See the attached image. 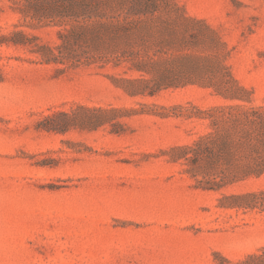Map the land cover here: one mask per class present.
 I'll return each instance as SVG.
<instances>
[{
  "label": "rangeland",
  "instance_id": "rangeland-1",
  "mask_svg": "<svg viewBox=\"0 0 264 264\" xmlns=\"http://www.w3.org/2000/svg\"><path fill=\"white\" fill-rule=\"evenodd\" d=\"M117 2L142 9L148 72L44 63L30 49L59 43L62 26H28L0 0V264L254 263L264 211L220 198L264 188V175L209 189L171 156L211 130L208 108L264 106V0ZM19 30L38 39L15 44ZM178 71L241 98L198 82L130 95L113 78Z\"/></svg>",
  "mask_w": 264,
  "mask_h": 264
},
{
  "label": "trees",
  "instance_id": "trees-1",
  "mask_svg": "<svg viewBox=\"0 0 264 264\" xmlns=\"http://www.w3.org/2000/svg\"><path fill=\"white\" fill-rule=\"evenodd\" d=\"M17 10L28 26L50 23L62 26L58 31L60 42L51 46L37 44L30 51L37 53L44 63L65 67L97 64L119 66L129 62V68L149 71L148 55L136 47L141 37L143 21L140 6L120 7L117 0H16ZM22 39L15 44L25 45L38 36L24 31L14 32ZM158 63V61L154 60ZM61 69L62 68H58ZM130 95L155 94L162 88L185 83H200L230 99L241 98L229 93V87L205 77L203 73L178 71L161 75L154 84L147 79L116 78ZM236 84V81H233ZM237 89L242 87L236 84ZM106 113V109H94ZM117 112L118 109H111ZM211 130L199 136L192 144L174 147L172 160L184 159L186 169L193 177L200 174L201 182L209 189H221L228 184L249 177L264 175V106L245 107L240 104L213 106L203 112ZM100 119L97 123L102 124ZM47 129L51 127H46ZM221 206L244 210L264 211V188L239 193L222 194ZM252 264H264V254H251Z\"/></svg>",
  "mask_w": 264,
  "mask_h": 264
}]
</instances>
